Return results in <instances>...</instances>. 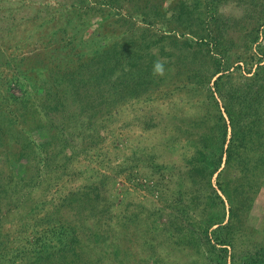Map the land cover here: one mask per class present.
<instances>
[{"label": "rangeland", "instance_id": "rangeland-1", "mask_svg": "<svg viewBox=\"0 0 264 264\" xmlns=\"http://www.w3.org/2000/svg\"><path fill=\"white\" fill-rule=\"evenodd\" d=\"M260 64L264 0H0V264H264V122L207 166Z\"/></svg>", "mask_w": 264, "mask_h": 264}, {"label": "trees", "instance_id": "trees-1", "mask_svg": "<svg viewBox=\"0 0 264 264\" xmlns=\"http://www.w3.org/2000/svg\"><path fill=\"white\" fill-rule=\"evenodd\" d=\"M221 78L222 76L220 75L218 79L216 80V85H217V89H218L217 91L219 92L220 98L224 99V97H226L225 98V111H223L221 115L222 120H223L222 128H223V135H224L223 146H225L228 141L227 140L228 133H229L228 120L230 121V125L233 129V132H232V139L228 143L227 149L224 150L222 147L223 152L220 154V156L214 157L215 155H212L210 157V160L208 161L207 166L209 169L208 175H211V176L217 173L218 171H220L219 175L222 176L223 174H225L226 170L232 168V166L234 165L238 166L242 164L235 157L238 142L243 140L244 137L248 135V133L251 132V130L253 129L252 126L255 123L264 122V110H263L264 106L261 107L260 105V102H259L260 97L254 104L250 105L251 110L247 108H242L240 107V104L234 103L238 101L239 98H236L237 96L234 97L235 95L230 94L231 92L230 89L227 91V88L224 89L222 86H220L219 80ZM250 79L251 78H246L245 81L250 80ZM253 80L255 84H258V82L264 81V64L263 65L260 64V69L256 73ZM260 87L262 88V91H263L262 92V101H263L262 104H264V96H263L264 84L261 83ZM52 88H53L52 92H47L46 99L48 101H52L57 107H60V108L68 107L72 101H75L77 99H83V100L91 101V102L97 101V98L94 97V94L91 93L90 90L85 91L84 93H81V91L79 90V87H75L69 94H67V92H64V90L60 88L59 85L58 86L55 85V87H52ZM218 92L215 91V97H216V94H218ZM224 113L227 114V118L226 116H224ZM10 160H12L11 156H9L8 161ZM223 164H225V170L224 169L221 170ZM9 175L12 178V174H9ZM16 175H18L17 171L15 172V176ZM12 181L13 179H11V181H8L9 186L0 185V213L5 211L6 208L8 209V207H10L11 204L8 201H10L17 194L18 186L17 185L14 186V183H12ZM220 185H221V188H220L221 191L230 200H233L236 197H239L241 195V194L232 195L228 191V188L226 187V185L225 186H223L224 184H220ZM219 197H221V195H219ZM0 223H1V220H0ZM31 261L33 260H30V262ZM34 262L31 264H34Z\"/></svg>", "mask_w": 264, "mask_h": 264}, {"label": "clouds", "instance_id": "clouds-1", "mask_svg": "<svg viewBox=\"0 0 264 264\" xmlns=\"http://www.w3.org/2000/svg\"><path fill=\"white\" fill-rule=\"evenodd\" d=\"M165 72L164 64L161 60H156L153 63V75L162 76Z\"/></svg>", "mask_w": 264, "mask_h": 264}]
</instances>
